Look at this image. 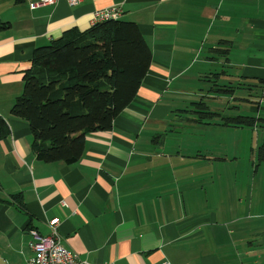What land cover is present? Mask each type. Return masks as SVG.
I'll list each match as a JSON object with an SVG mask.
<instances>
[{
	"label": "crops",
	"instance_id": "obj_1",
	"mask_svg": "<svg viewBox=\"0 0 264 264\" xmlns=\"http://www.w3.org/2000/svg\"><path fill=\"white\" fill-rule=\"evenodd\" d=\"M111 8L139 25L150 70L112 129L87 136L78 163L42 162L29 123L11 114L34 52L68 30H89L95 13ZM0 23L9 25L0 30V115L8 124L0 264H28L31 231L47 236L56 219L68 249L87 264H264V229L247 222L260 216L255 203L247 207L246 191L228 203V183L212 175L228 160L214 156L226 139L219 130L243 126L220 122L223 114L210 108L225 105L233 81L264 87V0H61L37 9L0 0ZM256 98L240 100L263 110L264 96Z\"/></svg>",
	"mask_w": 264,
	"mask_h": 264
},
{
	"label": "trees",
	"instance_id": "obj_2",
	"mask_svg": "<svg viewBox=\"0 0 264 264\" xmlns=\"http://www.w3.org/2000/svg\"><path fill=\"white\" fill-rule=\"evenodd\" d=\"M8 27L0 23V30ZM151 64L152 50L136 22L111 19L87 31L68 30L35 50L11 114L29 123L38 160L74 165L85 155L87 136L110 131L132 104ZM240 121L233 126H251L254 118ZM7 133L0 115V140Z\"/></svg>",
	"mask_w": 264,
	"mask_h": 264
},
{
	"label": "rangeland",
	"instance_id": "obj_3",
	"mask_svg": "<svg viewBox=\"0 0 264 264\" xmlns=\"http://www.w3.org/2000/svg\"><path fill=\"white\" fill-rule=\"evenodd\" d=\"M205 83L207 82L202 83L201 88H206L204 85ZM233 86V92H228L226 94L225 105L209 103L211 110L223 114L222 117L218 118L222 123L226 122V119L231 117V121L235 119L233 121L235 125H240V116H247L256 117L257 121L254 120V122H256L257 125L252 127L243 125V130H241L242 128L222 126L226 129L229 128L228 130H219L225 132V134H223L226 135L225 143H229V146L226 145V148L223 142L222 146H217L218 150L214 151L216 152L214 156L218 158H227L228 160L225 162H222V160L218 161V164L221 162L222 167L220 168L218 166L216 172L212 175L215 176V180H217L218 184L221 179L228 183L227 186H229V188H226L225 185L223 189L225 191L223 198H225L228 203H230L232 198L244 196L246 191L247 207H249V204L253 205V203H255L256 207L252 212L260 215L259 217L247 221L249 227L254 229L256 227H262L264 229V154L262 152L263 150H261V148H264V109L253 111L251 106L254 105L257 107V104H249L240 100L241 97H244L248 99V101L254 103L257 99L256 96H258L259 101V99H262V96H264V87L260 85V87L256 89L253 88L252 85H248L247 88H240V82L235 81H233ZM206 94H208V92ZM200 99H198L197 102H199ZM204 102H207L206 104L208 105L209 99L207 97L204 98ZM195 106H198L196 111L200 112L203 110L202 106H204V104ZM195 106L194 108H196ZM194 108L190 110H194ZM200 115L199 113L198 116ZM217 136L219 137V133ZM228 136L229 139H227ZM217 143H219V140H217ZM227 149L229 150L227 151ZM209 180H211L210 184L212 185V178Z\"/></svg>",
	"mask_w": 264,
	"mask_h": 264
},
{
	"label": "built area",
	"instance_id": "obj_4",
	"mask_svg": "<svg viewBox=\"0 0 264 264\" xmlns=\"http://www.w3.org/2000/svg\"><path fill=\"white\" fill-rule=\"evenodd\" d=\"M31 9H37L43 6H54L61 0H25ZM70 5H79L83 0H66ZM123 15L121 8H111L98 11L92 20V25L111 19H120ZM58 219L50 222L51 233L47 236L40 235L32 230L33 241L31 248L34 252L28 264H87L82 261L78 255L72 252L65 244L64 238L58 231ZM168 264V263H164Z\"/></svg>",
	"mask_w": 264,
	"mask_h": 264
}]
</instances>
